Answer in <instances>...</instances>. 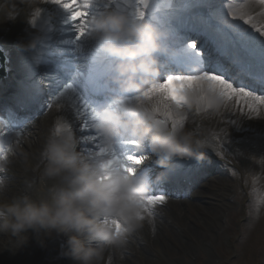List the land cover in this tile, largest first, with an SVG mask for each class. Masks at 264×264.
Returning a JSON list of instances; mask_svg holds the SVG:
<instances>
[{
    "label": "clouds",
    "instance_id": "clouds-1",
    "mask_svg": "<svg viewBox=\"0 0 264 264\" xmlns=\"http://www.w3.org/2000/svg\"><path fill=\"white\" fill-rule=\"evenodd\" d=\"M86 2L92 5L94 0ZM8 3L23 6L30 14L41 6V0H0V23L17 18L18 14L5 9ZM85 38L94 42L99 53L115 61L114 75L107 81L112 86L108 99L94 108L90 120L108 155L85 156L78 151L75 134L57 123L39 162L32 167L38 185L29 183L25 194L10 197L8 186L0 179V253L7 250L14 254L30 238L43 247L45 239L63 236L60 255L72 264H104L106 257L118 253L141 227L142 210L137 201L150 191L147 174L139 171L140 165H133L129 173L112 158L116 142H135L137 151L147 144L150 156L144 155L143 162L157 157L161 167L173 159L199 162L204 158L205 141L183 123L173 129L157 114L159 99L141 95L160 75L156 55L170 54L163 44L166 34L116 8L89 17ZM38 39L21 48L33 49ZM182 103V108H170L182 122L189 113L207 118L225 107L221 96L199 87L187 90ZM11 163L8 156H0V173L6 172ZM33 191L45 194L33 198ZM115 221L120 224L119 233Z\"/></svg>",
    "mask_w": 264,
    "mask_h": 264
},
{
    "label": "bare ground",
    "instance_id": "bare-ground-1",
    "mask_svg": "<svg viewBox=\"0 0 264 264\" xmlns=\"http://www.w3.org/2000/svg\"><path fill=\"white\" fill-rule=\"evenodd\" d=\"M159 1L162 4L160 6L162 15L169 10V13L163 18L161 25L169 28V20H172V27L178 28L179 24L174 17L182 15L177 10L180 0ZM119 2L122 7L126 3L135 5V0H119ZM239 2L241 1H231L229 6H238ZM242 2L250 3L251 0ZM169 4L171 5L170 7L166 6ZM130 8L134 10L133 7ZM5 9L14 15H18L15 22L0 24V52L5 53V56H3V64L6 69L5 77H1L0 82V112L6 115H12L16 120L20 115L14 109L13 105L18 101L24 100L26 107H28V112L33 111V113H29V116H33L32 119L35 120L30 124L31 126L28 130H22L17 133L9 134L7 131H4L3 126H0V133L6 135L3 139V156H8L12 161L7 171L0 173V179L4 180L8 186V195L15 197L27 192V188L24 189L23 187L24 184L26 186L29 183L38 185V177L32 171V167L39 162L43 146L57 123L63 124L68 119H71L72 132L79 141L78 151L81 152L79 137L82 134L78 126L83 121L79 118L72 119V116L75 115V108H71L70 105L66 106L64 101H60L58 105L56 98L60 93L56 92V97H52L51 101H47L43 108L36 109L38 107L36 103L39 100L42 101L45 98V94L36 99L37 94L31 98L29 95L23 96V91L28 90V92H33L35 88H39L38 81L41 79L40 77H44L42 74L44 73L43 70H48L51 67L59 70L62 62H66L68 59L75 61L77 64L76 69H80L78 72L79 80L94 76L95 71L104 69L107 62L110 64V61L113 60L99 53L94 42L85 37L73 44L72 40L75 33L71 30V23L68 22V13L57 5L47 3L46 0H41L40 9L32 14L24 9L23 6H17L11 3L5 4ZM114 9H116V5L110 3L109 0H94V3L87 11L89 17H91L106 10ZM171 9L173 11H170ZM261 10L262 7L258 5L252 9L254 22L258 26L264 25V17L257 15ZM238 22L242 23V21ZM17 27L20 30H16ZM244 27L251 30L249 25H244ZM253 34L260 39H264V37L259 36V33L253 32ZM37 36L39 39L33 49L25 51L21 48L22 44L30 43ZM163 44L166 45L167 43L163 41ZM208 44L212 46L210 43H205V40L201 42V45L208 46V57L215 59L216 53L212 51V48ZM97 57L100 58L97 59ZM156 58L163 59L162 55L160 56L158 54ZM167 58L169 63L173 59L170 55ZM100 61H104L103 66H99ZM16 80L22 81L23 84L21 86L16 84ZM3 82L12 83L13 93L10 98H7L2 88ZM73 82L79 87L76 79ZM99 86H103L105 90H108V94L98 98L99 101H102L101 103H104L103 101H106V98H108L112 86L110 87L105 83H100ZM52 90L53 88L49 91L52 92ZM62 91L64 89L60 90V92ZM90 96L86 95V98L92 103ZM32 101L33 103L30 104ZM48 103L52 104L51 108L47 106ZM69 109H71L72 116H69ZM260 116H264V110L261 111ZM90 120L91 117L89 116V124ZM182 123L187 130L193 131L198 139L205 141L207 146L203 149L204 158L199 162L196 160L173 159L167 162V166L163 168L175 171L179 170L189 175L195 174L197 180L194 185H198L199 193L190 195L188 192L186 195L180 193L172 196L173 192H171L169 199H165L162 205L158 204L154 207L153 216L149 217L146 214L144 215V219L140 222L141 227L129 236L127 242L119 252L113 254L110 259L106 257L105 261L113 258L122 261L131 259V256L135 259V248L139 244H144L145 242L150 243L152 240L158 239L163 234H166L167 224H171L174 227L179 226L177 229L183 230L186 236H190V239H193L194 237L191 232L194 228L207 231V233L211 234V229H214V231L221 229L220 225H218V220L235 216L231 208L233 206L231 204L232 196L226 192V188L229 187L226 177L228 176L226 167L229 169L233 168L234 160L231 159V155L227 151L221 148L223 147L221 143L222 141L229 143L236 155L245 153L247 156H250V153L248 154L246 149L250 152L251 150L258 151L264 155V119L255 118L254 115L247 114L246 109L245 114L242 115L235 105H230L224 107L217 115L207 118L201 113H189ZM235 130L238 131L235 132ZM18 133L20 134L18 135ZM219 138H223L220 144ZM215 140H217V143ZM217 149L226 154L227 158L225 162H220L215 155V150ZM128 152L135 157L150 156L147 144L144 145L141 151L133 148L129 149ZM114 155L121 165L133 167L128 162V157L121 158L115 152ZM26 156L27 160L25 159ZM158 164L159 158L151 157L139 166V171L146 173L147 178L150 180L154 179V185H159L160 189H164V187H161L163 185V177L157 175V170L160 169ZM253 165L252 170L257 168V173L247 177V189L250 194L249 202H253V213L259 220V224L252 228V235L257 242H255L256 245H264V242L260 239L264 236V156L260 160L254 161ZM231 184L235 186L233 182ZM233 185L231 187L235 189ZM43 193V191H40L37 194L31 195L33 198H36L37 196H42ZM236 197H238L236 198L237 201H240V197ZM194 205L197 207L195 210L192 208ZM167 208L170 209L169 212H167ZM187 208H190L191 211L186 212L185 210ZM199 220H204L205 223H208L210 229L206 230L205 227L200 228L205 223L202 222L200 225ZM171 239L174 242L180 240L175 235ZM247 241L250 243L253 242L252 240ZM153 243L151 242L150 245L152 246ZM35 245L40 248L39 243H35ZM244 247L252 255L251 248L246 245ZM259 250L260 248H257V251ZM40 251L38 250L37 253ZM54 254L51 253L48 255L50 257L49 264H52L57 259ZM15 259H17L16 252L13 254L6 250L0 253L2 263L15 264ZM245 261H251V257H247ZM28 262L27 260L26 264ZM67 262L68 264H72L69 259H67Z\"/></svg>",
    "mask_w": 264,
    "mask_h": 264
},
{
    "label": "snow or ice",
    "instance_id": "snow-or-ice-1",
    "mask_svg": "<svg viewBox=\"0 0 264 264\" xmlns=\"http://www.w3.org/2000/svg\"><path fill=\"white\" fill-rule=\"evenodd\" d=\"M46 2L57 5L68 13V22L71 23V30L75 33L73 44L87 36L89 19L87 10L91 5L86 0H46ZM109 2L115 4L118 10L127 11L119 0H109ZM257 5L262 7L257 15L264 17V0H251L250 3L241 0L238 6H229V3H221L220 0H180L177 10L182 15L174 17L179 27H172V20H169V32L165 33L173 44L180 45L174 52L172 61L176 74H168L165 78L157 80L141 94L143 97L159 99L157 114L173 129L182 121L175 117L170 108L173 105L182 108L184 93L196 87L207 88L217 93L224 99L225 107L235 105L242 115L245 114L246 109L247 114L260 116L261 111L264 110V39L258 38L253 32L264 37V25L257 26L254 22L252 9ZM129 7L134 9L129 12L134 19L144 20L148 0H135V5ZM244 25H249L251 30ZM201 37L204 38L205 43L213 46L215 59L202 54L204 45L198 47ZM182 53L189 55L184 56ZM61 88L64 91L60 92ZM56 92L60 93L56 98L58 105L60 101H64L66 106L75 108L74 116L71 114V109L68 110L69 116L83 121L78 126L82 134L79 137L81 153L85 156L108 155L100 146L98 137L89 124V116L95 108L86 99V95L92 94L91 90L84 87L78 90L72 84L63 86L57 84L51 94L54 95ZM47 106L51 108L52 104L48 103ZM26 123L27 121L23 122L22 126ZM63 125L72 131L71 119ZM131 143L135 145V142ZM111 156L116 159L114 152ZM128 159L131 165L139 166L144 158L130 156ZM111 163L112 160L109 161V164ZM121 167L126 172H133L132 167L124 165ZM165 199L164 195L148 194L138 200L137 204L142 210L140 219L143 220L145 214L149 217L153 216L154 207L158 204L162 205ZM113 223L119 233L121 231L119 222Z\"/></svg>",
    "mask_w": 264,
    "mask_h": 264
},
{
    "label": "rangeland",
    "instance_id": "rangeland-1",
    "mask_svg": "<svg viewBox=\"0 0 264 264\" xmlns=\"http://www.w3.org/2000/svg\"><path fill=\"white\" fill-rule=\"evenodd\" d=\"M220 2L229 3L231 0H220ZM161 5L159 0H148V8L145 10V17L150 16L152 19L153 17H157L160 14ZM126 10L128 9L126 8ZM170 11H172V9ZM16 30L20 29L17 27ZM3 55L5 56V53H3ZM76 73L77 70L71 74V77L62 79L61 76H58L54 80L56 83L60 82V84H72V77H77ZM42 74H45L43 79L45 81L44 83L47 82L50 84L47 80L46 73ZM29 128L30 127H28V129ZM236 131L238 130H235V132ZM219 140L220 144L223 138H219ZM215 141L217 143V140ZM221 145L223 146L221 148L227 151L231 155V159L234 160L233 168L229 169L226 167L228 170V176L226 177L229 183L226 192L232 196L231 204L233 206L231 208L235 216L218 220V225H220L221 229L217 231L211 229V234L207 233V231L194 228L191 232L194 237L193 239H190V236H186L183 230L177 229L179 226L174 227L171 224H167V233L163 234L158 239L152 240L151 242H154L152 246L150 245L151 242H145L144 244H139L135 248V259L133 256H131V259L122 261L113 258L109 261H105L104 264H264V245H256L257 242L252 235V228L259 224V220L253 213V202H249L250 194L247 189V177L257 173V168L252 170L254 167L253 163L254 161L260 160L264 155L255 150H251L250 152L248 149H246V151L248 154L250 153V156H247L245 153L236 155L229 143L222 141ZM215 152L220 162L226 161L227 157L225 153L220 152L219 149L215 150ZM231 182H233L235 186L231 184ZM231 185H233L235 189L231 187ZM23 187L24 189L27 188L25 184ZM37 193L38 192L33 191L30 194ZM197 193H199L198 187L192 191V194ZM44 194L45 192L43 195ZM236 196L240 197V201H237L236 198L238 197ZM195 206L196 205L192 207L194 210L197 208ZM167 210V212L170 211L169 208H167ZM185 211L190 212L191 210L187 208ZM199 221L200 225L202 222L205 223L204 220ZM201 227H205L206 230L210 229L208 223L201 225L200 228ZM173 235L180 240L174 242L171 239ZM260 239L264 242V236ZM247 240H252L253 242L250 243ZM35 243L38 242L30 238L25 246L16 251L17 259H15V264H26L27 260L30 264H49L50 257L48 255L51 253H55L54 256L57 257L52 264H68L67 258H62L60 255L62 245L64 244L63 236H52L51 238L45 239L44 246L41 247L40 245V248H38ZM244 245L251 248L252 255L249 254V251ZM257 248H260V250L257 251ZM38 250L41 251L37 253ZM247 257H251V261L246 262L245 259ZM29 262L27 264H29ZM0 264L5 263H2L0 260Z\"/></svg>",
    "mask_w": 264,
    "mask_h": 264
}]
</instances>
